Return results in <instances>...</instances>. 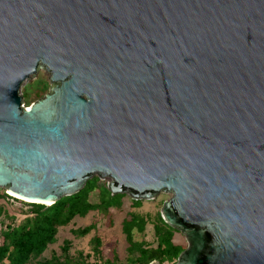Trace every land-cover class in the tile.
Returning a JSON list of instances; mask_svg holds the SVG:
<instances>
[{"label":"water","instance_id":"95a60500","mask_svg":"<svg viewBox=\"0 0 264 264\" xmlns=\"http://www.w3.org/2000/svg\"><path fill=\"white\" fill-rule=\"evenodd\" d=\"M94 177L171 194L174 264H264V0H0V189L52 205Z\"/></svg>","mask_w":264,"mask_h":264},{"label":"trees","instance_id":"16d2710c","mask_svg":"<svg viewBox=\"0 0 264 264\" xmlns=\"http://www.w3.org/2000/svg\"><path fill=\"white\" fill-rule=\"evenodd\" d=\"M96 188H101L99 202L91 200V194ZM4 197L9 195L0 192V264H121L117 253L111 257L104 255L99 235L91 239L93 255L90 252L84 255L81 251L72 255V240L65 239L60 248L61 254L53 252L49 258H43L48 248L57 242L60 229L72 224L76 218L86 217L94 211L108 215L111 209H122L126 195H112L107 183L100 184L99 177L90 179L79 193L63 197L52 205L27 203L30 205V212L20 220L17 216H9L2 203ZM141 203L140 200H133V207H139ZM6 219H11V222L7 223ZM148 223L146 216L135 212L128 213L122 220V232L128 244L127 263L150 264L157 260L161 264H174L186 249L173 241L178 231L169 226L159 212L151 221L157 240V245L153 247L134 237V231L143 233ZM96 228L97 224L92 223L83 228L71 229V232L75 237L83 238ZM92 256L95 260L90 262Z\"/></svg>","mask_w":264,"mask_h":264},{"label":"rangeland","instance_id":"374dc122","mask_svg":"<svg viewBox=\"0 0 264 264\" xmlns=\"http://www.w3.org/2000/svg\"><path fill=\"white\" fill-rule=\"evenodd\" d=\"M47 78V75H45L42 71H39L32 81L26 82L25 85H22L21 92L24 97L23 101L26 107H29V105L44 97V95L49 92L51 84ZM108 180V178L100 179V184L107 183ZM93 185L96 184L93 182ZM100 190L101 188H96V190L91 194V200L93 202H99ZM0 192L1 194L9 195V197H4L2 200V203L6 207L9 216H17L20 220L26 213L30 212V205L27 204L30 203L28 200L15 196L9 190L0 189ZM170 197L171 194L160 193L155 199L140 200L142 201L141 205L139 207H133V199L129 195H126V197L123 198V205L122 209L120 210L111 209V212L108 215L94 211L90 212L86 217H78L72 224L60 229L57 242L48 248L43 258H49L53 252L61 254L60 248L63 245V241L65 239L72 240V246L70 249L72 255H77V253L80 251L84 255L89 252L92 254L91 249L93 244L91 239L95 235H99L102 240V252L104 255L111 257L114 253H117L120 258V263L128 264L126 252L128 244L125 241V235L122 232V220L128 215V213L132 212L146 216L149 219V223L147 224L145 231L143 233H138L135 230L134 237L137 241H144L146 244L154 247L157 245V240L151 221H153L156 215L161 212L163 203L169 200ZM6 222H11V219H6ZM92 223H96L97 228L83 238H77L71 232V229H76L79 227L83 228ZM173 241L177 245H181L185 248L188 247V241L186 237L180 232L175 233ZM94 260V256L89 259L90 262H93Z\"/></svg>","mask_w":264,"mask_h":264},{"label":"bare ground","instance_id":"6f19581e","mask_svg":"<svg viewBox=\"0 0 264 264\" xmlns=\"http://www.w3.org/2000/svg\"><path fill=\"white\" fill-rule=\"evenodd\" d=\"M12 193V192H11ZM12 194H14V193H12ZM15 196H17V197H20V196H18V195H16V194H14ZM20 198H22V197H20ZM22 199H24V198H22ZM25 200H27V199H25ZM46 204H50V203H46Z\"/></svg>","mask_w":264,"mask_h":264},{"label":"crops","instance_id":"0c3cea01","mask_svg":"<svg viewBox=\"0 0 264 264\" xmlns=\"http://www.w3.org/2000/svg\"><path fill=\"white\" fill-rule=\"evenodd\" d=\"M76 220V219H75Z\"/></svg>","mask_w":264,"mask_h":264}]
</instances>
